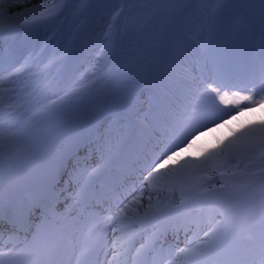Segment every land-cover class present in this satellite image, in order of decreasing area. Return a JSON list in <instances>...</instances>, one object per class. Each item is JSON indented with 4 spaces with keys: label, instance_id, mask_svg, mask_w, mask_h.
Listing matches in <instances>:
<instances>
[{
    "label": "snow or ice",
    "instance_id": "obj_1",
    "mask_svg": "<svg viewBox=\"0 0 264 264\" xmlns=\"http://www.w3.org/2000/svg\"><path fill=\"white\" fill-rule=\"evenodd\" d=\"M260 3L262 5L260 10L261 31L262 36H264V0H260ZM13 7L23 10L15 14L18 18L28 12L26 0H0V22H2L6 10ZM122 11L123 9L115 11L114 21L122 14ZM260 71L261 80L264 81V58L261 59ZM4 80L5 78L0 76V82ZM214 84L216 85L215 87H213ZM227 87L230 86L214 79L211 83H207L204 91L208 93L210 90L211 93H215L216 98L224 105H238L241 101H247L256 105L264 104V96H260L259 99L253 98L255 95H258V90L254 86L250 90L246 86V95H241L240 92H232L230 95L228 91H220V89ZM179 143H183V141L174 143L169 140L165 147L160 150L159 154H153L150 158L145 157L143 159L139 177V194L133 195L132 199L127 204H123L122 207L119 206L122 202H118L115 206V215L109 221L110 223L122 217L126 210H128L129 205H139L145 192L149 195L144 217H150L158 216L166 211V208L159 201L153 203L152 193H158L165 189H179L183 193L185 190H195L202 187L199 184L191 188L187 186L191 184V177L203 168L212 165L216 159L215 153L222 150H214V152L209 153L202 160L191 157L178 160L177 158L180 157L183 149L181 151H173L172 149L179 147ZM256 143L264 145V120L258 124L250 125L236 134L228 141L224 149L236 151L244 145ZM169 152H171L170 155L168 154ZM170 161H176V163L170 165ZM132 191H135V186H133ZM128 194L131 195V192ZM42 195L44 199H57L59 193L53 189L46 191ZM201 195L209 197V199L204 201V204L208 206L209 214L207 217L186 218L185 220V246L179 248L177 252V256L184 258L185 264H209V261L222 248L231 230L230 212L235 205V201L227 190V185L222 184L219 188L206 189ZM262 207H264V201H262ZM216 209H220V211H215ZM37 211H40L41 216H43V209L40 207L39 198L31 203L20 204L12 209L15 219L20 222L30 220ZM218 216L221 218L217 219ZM113 231L115 232L116 230L113 229ZM189 232L191 235H189ZM11 239L12 236L9 235V240ZM0 240H3V233H0ZM112 247L115 251L113 252L112 260L108 264H120L119 257L121 253H119L118 249L122 245L119 243V237L113 240ZM49 249V240L40 234V228L37 226V231L32 234L31 241L25 243L23 247L13 244L11 248L5 249L0 246V264H5L6 260L10 257H19L23 261V264H39L38 258L45 255ZM88 251L87 245L81 249L80 256L77 257V264H80V258L86 256ZM137 252L139 253V249ZM253 264H264V239L261 240L258 246Z\"/></svg>",
    "mask_w": 264,
    "mask_h": 264
},
{
    "label": "bare ground",
    "instance_id": "obj_2",
    "mask_svg": "<svg viewBox=\"0 0 264 264\" xmlns=\"http://www.w3.org/2000/svg\"><path fill=\"white\" fill-rule=\"evenodd\" d=\"M186 4V0H132L124 16L125 27H130L131 29L125 30L122 33L125 39L119 38L116 41V48L112 57L118 60L129 59V61L136 59V61H134L135 66L140 68L142 59L141 56L139 58L137 57L138 53L136 52L145 49V44L152 45V42L155 40L157 41L161 34L164 35V31L171 27L169 22L170 18L175 19L178 10L183 8ZM73 106H75L74 103ZM232 138L233 137L228 141ZM244 146L248 148V151H255L256 149H260L262 144L256 143ZM248 151L245 152L241 147L239 150L229 152L231 155H236L237 157H246ZM185 152H190L187 154L196 158L195 153L192 152L190 147H188ZM145 193L148 194L147 192ZM157 200L158 199L155 201ZM147 201L148 198H144V202L140 201L139 205H133L137 207L136 209H139L140 207H144Z\"/></svg>",
    "mask_w": 264,
    "mask_h": 264
},
{
    "label": "rangeland",
    "instance_id": "obj_3",
    "mask_svg": "<svg viewBox=\"0 0 264 264\" xmlns=\"http://www.w3.org/2000/svg\"><path fill=\"white\" fill-rule=\"evenodd\" d=\"M26 3H27L28 12H27V14L22 16L24 19L31 18L32 16H34L36 14L44 12L43 0H29V1H26ZM39 4H40V6H39ZM20 10L23 11L22 9H20ZM106 44H107L106 41H104L105 47H107ZM101 55L103 57L106 56V53H104V50L102 51Z\"/></svg>",
    "mask_w": 264,
    "mask_h": 264
}]
</instances>
